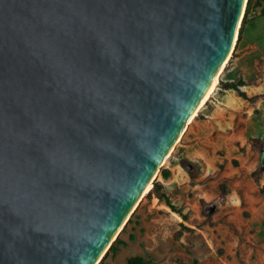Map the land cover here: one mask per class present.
Segmentation results:
<instances>
[{
	"label": "water",
	"instance_id": "95a60500",
	"mask_svg": "<svg viewBox=\"0 0 264 264\" xmlns=\"http://www.w3.org/2000/svg\"><path fill=\"white\" fill-rule=\"evenodd\" d=\"M246 3L0 0V264L95 262L233 50Z\"/></svg>",
	"mask_w": 264,
	"mask_h": 264
},
{
	"label": "crops",
	"instance_id": "0c3cea01",
	"mask_svg": "<svg viewBox=\"0 0 264 264\" xmlns=\"http://www.w3.org/2000/svg\"><path fill=\"white\" fill-rule=\"evenodd\" d=\"M254 1L252 0V6L246 18V23H251L250 32L245 35L242 30L235 53L230 63H227L218 86L190 122L180 139L177 148L180 155L179 159L173 160L172 158L166 163L165 167L170 171V175L167 178L158 177L172 203L177 201L182 204V201H179V198L173 195L174 189L176 187L180 190L187 189V182L191 179L179 163L181 158L194 164L193 167L188 166L189 170L196 174L193 179L202 180L208 174H214L218 171L220 164L227 160L230 162L234 157H239L241 154L240 147L246 143L244 131L248 125L253 104L239 96L234 89L226 88V83L242 80L244 84L239 88L248 97L261 92L259 76L255 75V79H250L249 70L239 61L247 52L260 51L264 53V34H261L264 33V30L256 24V21L264 17V14H261L262 6H253ZM225 174L229 173L222 172L221 177H224ZM235 182L242 187V181L239 177ZM248 183L251 188L244 190L243 194L247 198L251 214L246 221L236 222L235 227L238 230H234L233 226L218 223L214 227L217 229L224 228L223 231H218L216 234L200 231L202 243L211 244L214 239L219 240L218 233H221L220 240H223L224 244L230 248L229 257L226 255L218 257V260H213L212 264H264V226L262 225L264 220V194L258 192V188L264 185V172L260 175L258 182L250 177ZM191 190L200 196L201 200L209 195L205 184H196ZM240 196V193L233 190L232 193L226 196L221 205L225 206L227 210L234 207L239 208ZM221 197L224 198L225 195H221ZM155 199L158 200V198ZM187 203L185 202L183 205L185 209H187ZM154 224L155 230L146 232L143 237H139V230L136 229L137 225L134 223L125 227L119 235V238L125 244H118L114 254L108 252L104 257V264H118L119 259H127L135 255L151 259L152 264H170L171 254H175L174 250L171 247L164 249L162 244L167 241L174 242V239L169 235L161 236L159 234L162 227L160 221H156ZM247 228L249 230H246ZM251 229H254V232H250ZM183 233L182 238L187 234L186 232ZM131 234L134 235L133 239L129 238ZM244 238L249 242L248 244ZM201 259L204 263V258Z\"/></svg>",
	"mask_w": 264,
	"mask_h": 264
},
{
	"label": "rangeland",
	"instance_id": "374dc122",
	"mask_svg": "<svg viewBox=\"0 0 264 264\" xmlns=\"http://www.w3.org/2000/svg\"><path fill=\"white\" fill-rule=\"evenodd\" d=\"M256 24L258 27H260V29L264 30V17L259 18L256 21ZM251 28V23L247 22L243 28V33L247 35ZM236 47L237 42L234 45L231 56L229 57L227 63H230L233 53H235ZM239 61L249 70L250 79H255V75L259 76V80H261V83L259 84L261 87V92L259 94H264V53L260 51L247 52L239 59ZM220 77L218 82L220 81ZM216 86H218V83ZM252 104L253 109L250 114L248 125L245 127L244 131L246 143L240 147V156L232 158L230 162L227 160L226 162L220 164L218 171H216L214 174H208L202 180L190 179L187 182V189L180 190L178 187L174 189L173 195L178 197L179 201H182V204H179L177 201H174L173 204L186 215L185 219H183L179 213L174 212L169 207H167L163 200L158 199V201L155 199L157 197L154 194L148 196L146 193L134 210L131 221L129 224H126V227L132 223L137 225L136 229L139 230V237H143L146 232L155 230L154 223L156 221H160V225L162 227L159 234L161 236L169 235L174 239V242L167 241L165 244H162V248L168 249L171 247L174 250L173 252L175 254H171L170 264H212L215 260H218V257H222L224 255L229 257L230 248L224 244L223 240H220L221 233H218L219 240L214 239L213 243L209 244L207 242L202 243L200 239L202 234L200 231H204L205 233L213 232L214 234H216L218 231H223L224 228L217 229L214 227L218 225V223H224L230 227L233 226V229L237 231L238 229L235 227L236 222L242 223L246 221L248 217H250V208L248 207V201L246 200L247 198L245 197V194H243V191L246 189L249 190L251 188L248 181L249 178L252 177V169L255 168L259 163L261 152L251 148L247 140L250 137H259L264 139V99L258 98ZM179 142L176 144L170 156L166 159L165 163L160 167V169L166 168V163L169 160H172V158L173 160L179 159L180 155L177 150ZM222 172L229 174H225L224 177H221ZM159 176L161 175L158 171L157 177L154 180H158ZM238 177L242 181V187L238 186V184L235 182ZM256 182H258V180ZM196 184H205L206 190L209 192L208 197L203 199L207 203V205L204 207L200 202L201 197L196 195L191 190L196 186ZM222 190L225 192L224 198L221 197ZM233 190L240 193L241 195L240 207H234L227 210L226 207L222 206L221 204H223L226 196L232 193ZM258 192L260 194H264V185L258 188ZM185 202H188L187 209H185L183 206ZM207 207H216L217 209L215 212L208 213L205 211ZM202 210L204 214L210 215H203ZM181 225L190 227L193 230L184 231ZM262 225L264 226V220ZM246 230L249 229L247 228ZM179 232L181 234L177 235ZM183 232H186L187 234L182 238L184 234ZM250 232H254V229H251ZM131 236V239H133L134 235L131 234ZM244 240L247 244L249 243L245 238ZM201 258H204V263ZM102 259L103 260L100 264H104V258ZM118 264H126V259H119Z\"/></svg>",
	"mask_w": 264,
	"mask_h": 264
},
{
	"label": "trees",
	"instance_id": "16d2710c",
	"mask_svg": "<svg viewBox=\"0 0 264 264\" xmlns=\"http://www.w3.org/2000/svg\"><path fill=\"white\" fill-rule=\"evenodd\" d=\"M251 6H252V0H247L245 11H244V15H243V19H242V24H241V27H240V30H239L237 43H238L239 39L241 38L242 30H243L244 24L246 23L247 13L249 12ZM253 6H256V7L257 6H262L261 14H264V0H255L254 3H253ZM233 55H234V53H233ZM243 84H244V82L239 79L237 81H232V82L226 83V88L234 89L238 93L239 96H241L244 99L248 100L250 103H253L258 98L264 99V94H257V95H253L251 97H248L247 94L244 91L240 90V88H239V86H241ZM248 143L250 144L251 148L261 152L259 163H258L257 167L251 173V176L254 178V180L257 181L259 179L260 175L264 172V139H261L259 137H250L248 139ZM179 163H180L181 167L186 170V172L188 173V175H189V177L191 179H193L196 176V174H194L188 168V166H192V167L194 166V164L191 161H188L186 159L181 158ZM159 173H160V175L163 178H167L170 175V171L167 168H161L159 170ZM151 194H154L159 200H163L165 202V204L172 211L179 213V215L183 219L186 218V215L184 213H182V211L179 208H177L171 202V200L169 199L168 195L163 190V185H162V183L160 181H158V180H154L153 181L151 188L147 191V195L148 196H150ZM224 194H225V192L222 190L221 191V195L223 196ZM200 202H201V205L203 207L207 205V203L204 200H201ZM216 209L217 208L214 207L212 212H215ZM132 214H131V217L128 219L127 223H129L131 221ZM202 214L205 215V216H209L210 215V214H204L203 210H202ZM125 227H126V225L123 227L121 232L125 229ZM181 227L183 228L184 231H192L193 230L192 228L186 227L184 225H181ZM179 234H181V233L180 232L177 233V235H179ZM129 238L131 239L132 236L129 235ZM118 244H125V242L122 241L119 238V236H117L116 239L113 241V243L110 245V247L108 248L107 253L108 252H112L114 254V252L116 250V246ZM104 256H103V258H104ZM102 260L103 259H101L99 264L102 262ZM126 262H127V264H152V260L151 259H145V258H143L142 256H139V255L128 257L126 259ZM159 264H163V263H159Z\"/></svg>",
	"mask_w": 264,
	"mask_h": 264
},
{
	"label": "bare ground",
	"instance_id": "6f19581e",
	"mask_svg": "<svg viewBox=\"0 0 264 264\" xmlns=\"http://www.w3.org/2000/svg\"><path fill=\"white\" fill-rule=\"evenodd\" d=\"M232 47H233V43H232ZM232 47H231V49H232ZM231 49H230V51H232ZM230 51L227 54V56L225 57L223 63L221 64V66L219 67V69L217 70V72L212 77V79H211L208 87L204 91V93H203L202 97L200 98L198 104L196 105V107L194 108V110L192 111V113L190 114V116L188 117V119L186 120V122L184 123L182 129L178 133L177 138L172 143V145L170 146L168 152L165 154L164 158L161 160V162H160L159 165H163L165 163L166 159L170 156V154L173 151L174 147L176 146V144L179 142V140L182 138L183 134L185 133V130H186L188 124L197 115V113L199 112V110L203 107V105L206 103V101L209 98V96L212 94V92L216 88V85L218 83L219 77H220L223 69L225 68V65L227 64V62L229 60V57L231 55L230 54L231 53ZM157 173H158L157 170L154 171V173L152 174L151 178L146 183L144 189L142 190V192L140 193V195L138 196V198L134 202L132 208L130 209V211L126 215L125 219L122 221V223L116 229V231L114 232V234L112 235V237L110 238V240L108 241V243L104 246V248L102 249V251L100 252V254L97 256V258H96V260H95V262L93 264H99V262L101 261V259L103 258V256L107 253L108 247H109L110 243H113L114 239H116V237L119 236L121 230L127 224V220L126 219L129 217V215H131L134 212V210L136 209V207H137L138 203L140 202V200L144 197V195L147 193V191L151 188L152 182L157 177Z\"/></svg>",
	"mask_w": 264,
	"mask_h": 264
}]
</instances>
